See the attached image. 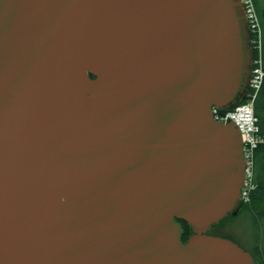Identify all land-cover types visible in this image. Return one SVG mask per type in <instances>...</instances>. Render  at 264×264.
Listing matches in <instances>:
<instances>
[{
    "label": "water",
    "instance_id": "1",
    "mask_svg": "<svg viewBox=\"0 0 264 264\" xmlns=\"http://www.w3.org/2000/svg\"><path fill=\"white\" fill-rule=\"evenodd\" d=\"M251 63L242 0H0V264H256Z\"/></svg>",
    "mask_w": 264,
    "mask_h": 264
},
{
    "label": "trees",
    "instance_id": "2",
    "mask_svg": "<svg viewBox=\"0 0 264 264\" xmlns=\"http://www.w3.org/2000/svg\"><path fill=\"white\" fill-rule=\"evenodd\" d=\"M261 27V59L264 70V0H252ZM251 37V33H250ZM252 60L258 56V51L251 48ZM249 88L245 90L238 103H245L249 100ZM255 114L258 118L259 134L264 139V80L254 100ZM253 182L255 187L250 191V199L242 202L241 208L234 215L224 218L219 224L214 225L209 234L219 235L218 231L229 217L242 216L248 221L246 233L253 239V252L256 264H264V142L260 143L254 153ZM184 229L183 241L186 242L192 231L185 220L178 219Z\"/></svg>",
    "mask_w": 264,
    "mask_h": 264
},
{
    "label": "built area",
    "instance_id": "3",
    "mask_svg": "<svg viewBox=\"0 0 264 264\" xmlns=\"http://www.w3.org/2000/svg\"><path fill=\"white\" fill-rule=\"evenodd\" d=\"M242 3L251 33L250 46L258 51V56L252 60L248 83L250 98L247 102L236 104L229 109L213 106L212 115L218 121H233L241 131L246 165V177L241 191V198L243 202H247L250 199V191L255 187L253 182L255 149L260 143L264 142V139L259 134L258 118L254 109L256 94L264 80V70L261 59L262 32L258 15L252 0H242Z\"/></svg>",
    "mask_w": 264,
    "mask_h": 264
},
{
    "label": "rangeland",
    "instance_id": "4",
    "mask_svg": "<svg viewBox=\"0 0 264 264\" xmlns=\"http://www.w3.org/2000/svg\"><path fill=\"white\" fill-rule=\"evenodd\" d=\"M247 219L242 216L229 217L218 231L219 236L227 237L249 252H253V239L246 233Z\"/></svg>",
    "mask_w": 264,
    "mask_h": 264
}]
</instances>
